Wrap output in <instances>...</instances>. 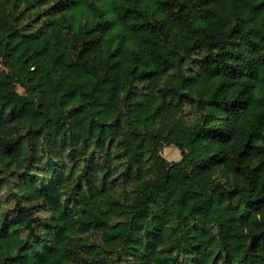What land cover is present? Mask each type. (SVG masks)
I'll return each mask as SVG.
<instances>
[{
	"label": "trees",
	"instance_id": "obj_1",
	"mask_svg": "<svg viewBox=\"0 0 264 264\" xmlns=\"http://www.w3.org/2000/svg\"><path fill=\"white\" fill-rule=\"evenodd\" d=\"M0 264H264V0H0Z\"/></svg>",
	"mask_w": 264,
	"mask_h": 264
},
{
	"label": "rangeland",
	"instance_id": "obj_2",
	"mask_svg": "<svg viewBox=\"0 0 264 264\" xmlns=\"http://www.w3.org/2000/svg\"><path fill=\"white\" fill-rule=\"evenodd\" d=\"M20 91H23L22 88H19ZM161 153L162 155L168 160V161H178L182 158V154H181V151L178 147H176L175 145L173 144H164L162 147H161ZM2 193V197L5 199V200H8V196H9V193L7 190H2L1 191ZM10 206L11 204L9 202H6V209H10ZM40 214H45L44 210H42L40 212ZM85 240L86 242H88V244H97V245H101L102 244V237L100 234H96V233H90V234H86L85 235Z\"/></svg>",
	"mask_w": 264,
	"mask_h": 264
}]
</instances>
